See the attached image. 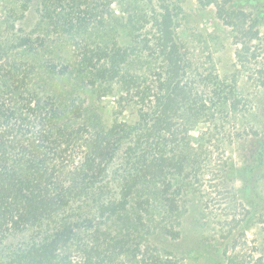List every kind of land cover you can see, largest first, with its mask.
Listing matches in <instances>:
<instances>
[{
    "label": "trees",
    "instance_id": "obj_1",
    "mask_svg": "<svg viewBox=\"0 0 264 264\" xmlns=\"http://www.w3.org/2000/svg\"><path fill=\"white\" fill-rule=\"evenodd\" d=\"M39 1L29 3H40L52 30L38 44L14 37L16 7L0 16V264H168L141 251L157 232L181 236L173 224L182 188L173 181L197 163L190 132L211 112L201 85H223L198 79L168 0L151 12L102 10L97 23L89 20L95 3L82 18L63 0ZM62 43L74 49L86 84L109 99L107 122L94 112L77 117L52 96L42 102L30 87L41 75L35 60L9 56ZM76 150L82 162L65 170ZM157 199L170 209H157Z\"/></svg>",
    "mask_w": 264,
    "mask_h": 264
},
{
    "label": "rangeland",
    "instance_id": "obj_2",
    "mask_svg": "<svg viewBox=\"0 0 264 264\" xmlns=\"http://www.w3.org/2000/svg\"><path fill=\"white\" fill-rule=\"evenodd\" d=\"M91 3L98 11L97 18L89 20L97 23L102 10L109 13L114 8L120 15L124 10L135 12L140 8L151 12L157 0H63L65 9L73 4L78 12L82 10L78 13L82 18H90L86 16V4ZM168 3L178 18L181 38L195 63L198 79L212 75L223 86L201 85L204 95L217 103L208 99V119L190 132L195 169L187 168L173 181L174 186L180 184L182 188L178 197L181 215L173 224L181 236L173 239L157 232L145 240L149 252L145 253V248L141 253L172 260L166 261L168 264H258L264 259V0ZM23 5L32 11V17H20ZM37 6L40 3L29 0H0V16L6 15L8 8L17 9L14 37L28 38L34 44L47 39L52 29L42 22ZM19 29L22 31L16 32ZM80 33L86 35V29ZM59 34L67 43L71 40L68 33L61 30ZM69 45H54L57 49L37 45V56L23 49L9 56L35 60L41 75L33 76L30 87L42 102L52 96L77 117L94 112L107 122L109 99L86 84L89 76L76 65V53ZM51 70L58 76L52 79L47 73ZM81 123L86 124V118ZM83 156L82 150L70 153L65 170H71L72 164L80 165ZM155 206L170 209L164 200L157 199Z\"/></svg>",
    "mask_w": 264,
    "mask_h": 264
}]
</instances>
